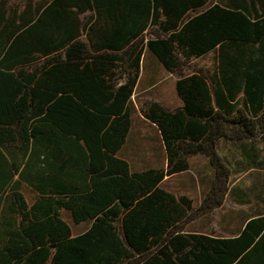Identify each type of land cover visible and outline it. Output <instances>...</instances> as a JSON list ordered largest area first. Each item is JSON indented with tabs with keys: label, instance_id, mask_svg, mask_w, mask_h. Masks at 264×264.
I'll return each instance as SVG.
<instances>
[{
	"label": "trees",
	"instance_id": "trees-1",
	"mask_svg": "<svg viewBox=\"0 0 264 264\" xmlns=\"http://www.w3.org/2000/svg\"><path fill=\"white\" fill-rule=\"evenodd\" d=\"M147 53L182 105L140 103L167 165L138 172L120 153ZM222 139L264 141V0H0V264H264V216L186 231L223 205ZM196 156L198 208L162 187Z\"/></svg>",
	"mask_w": 264,
	"mask_h": 264
},
{
	"label": "crops",
	"instance_id": "crops-1",
	"mask_svg": "<svg viewBox=\"0 0 264 264\" xmlns=\"http://www.w3.org/2000/svg\"><path fill=\"white\" fill-rule=\"evenodd\" d=\"M206 59H210L212 65V56L209 55L194 61L192 66L198 70H206L211 65H193ZM175 83L176 78L167 72L154 56L149 53L144 56L133 96L137 112L127 143L120 153V157L130 164L133 171L166 168L167 156L160 133L141 115L137 101H156L169 109H177L182 103L176 94ZM217 152L229 170V185L223 205L191 221L186 226V231L233 238L237 237L250 221L264 216V141L222 139L218 143ZM196 157L190 158L189 171L166 177L162 187L178 196L191 198L195 208H198L204 195L211 189L214 173L205 160L197 173L189 175L192 160ZM184 177L188 179L184 180ZM190 190H195L198 195L192 198L188 193ZM192 225H197L198 229L191 228Z\"/></svg>",
	"mask_w": 264,
	"mask_h": 264
},
{
	"label": "rangeland",
	"instance_id": "rangeland-1",
	"mask_svg": "<svg viewBox=\"0 0 264 264\" xmlns=\"http://www.w3.org/2000/svg\"><path fill=\"white\" fill-rule=\"evenodd\" d=\"M195 67H209L211 65V60L210 59H206V60H203V61H200V62H195L193 64ZM143 102V101H142ZM138 105H140V103L137 101ZM205 158L203 157H196L192 160V170L191 172L189 173V175L191 174H195L197 173V170L201 169L202 166L204 165L205 163ZM184 180L188 179V177H184L183 178ZM182 180V179H181ZM180 180V181H181ZM195 190H190L188 191L189 195L192 197V198H195V195H198V192H194ZM191 228H194V229H198L197 225H192L190 226Z\"/></svg>",
	"mask_w": 264,
	"mask_h": 264
}]
</instances>
